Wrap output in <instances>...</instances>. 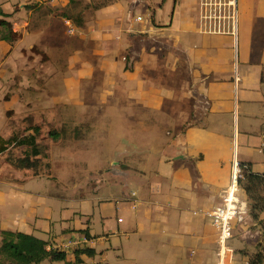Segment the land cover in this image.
I'll use <instances>...</instances> for the list:
<instances>
[{"label": "crops", "instance_id": "obj_1", "mask_svg": "<svg viewBox=\"0 0 264 264\" xmlns=\"http://www.w3.org/2000/svg\"><path fill=\"white\" fill-rule=\"evenodd\" d=\"M16 2L12 8L8 4L11 11L7 12L8 6L0 0V138L9 139L14 135L9 133L8 125L12 111L15 112L12 116L19 118L23 106H27L30 114L37 106L44 107V111L53 106L62 108L60 127L73 134L69 146L80 148L70 152L87 151L79 159L82 162L85 159L89 169L104 173L112 170L110 177H116L123 186V194H114L116 219L124 223L123 213L127 209L130 217L115 234L120 238L144 231L161 235L158 239L164 242L159 249L163 263L168 258L180 257V250L185 246L192 247L190 256H197V259L181 263L172 261L174 264L249 263V256L233 244L222 256L219 230L204 212L222 202L235 160L247 163L255 173L264 172V0H237L236 36L232 33L230 17L223 22L206 19L198 0L193 3L188 0L187 8L181 5L180 11L174 8L170 23L156 22L155 15L151 21L144 22L140 13L151 9L144 0ZM3 20L10 22L17 33L12 42L6 37ZM69 22L74 27L73 33L69 31ZM167 31L174 33L173 38L166 35ZM50 38L54 49L43 51L41 57L42 61L46 56V60H65L61 76L66 69L68 73L61 84H56L55 79L47 83L48 96L39 100L25 95L29 87H22L23 82L19 80V91L7 98L6 85L14 82L13 77L27 65L25 57L39 55L34 50L28 51L27 47H39ZM56 85L61 88L53 93ZM86 89L91 92L92 104L117 102L108 106L112 109L117 105L115 109L126 112L129 108L147 105L162 113L173 97L175 121L183 123L181 129L176 126L174 139L167 151L159 152L160 158L153 151L155 160L160 159L154 172L159 178L157 183H149L153 167L148 165L145 144L134 146L133 141L128 142L127 149L119 148L108 166L104 162L95 167L87 161V154L93 149L86 148L97 146L99 138L90 139L83 131H93L89 136H94L98 129L85 115L73 116L67 112L63 102L64 98L69 103L77 102L76 106L87 105L83 100ZM27 98L29 103H24ZM80 98L82 102H78ZM82 118L86 120L81 121ZM33 120L27 134H32L40 124L36 117ZM50 121L44 118L41 122ZM104 132H97L102 140L108 134ZM86 136L90 140L82 142ZM136 155L138 161L132 158ZM24 175L18 172L13 179H7L0 173V230L20 231L38 238L45 232L47 238L40 236V239L47 242L46 248L64 251L70 262L76 260L77 249L92 248L94 255L80 254L81 264H116L104 260L109 247L101 249L103 259L99 263L95 261L98 244L103 238L98 239L92 233L88 214L70 212L63 217L64 227L55 233L51 226L52 209L44 197L35 196L29 187L31 180L44 177ZM98 180L104 181V178ZM132 183L139 188L138 192L131 190ZM99 193L101 191L96 195ZM242 198L247 202L248 213L236 224L234 238L237 233L249 236L254 233L252 225L261 228L259 220H264V210L259 220L251 216L246 192ZM110 199L106 197L100 202ZM39 206L45 207L46 212L38 213ZM21 209L24 215L18 213ZM142 217L146 219L145 224ZM44 218L47 221L41 225L39 220ZM83 218L87 219L85 223L81 222ZM75 241L79 243H71ZM170 244L174 247L170 248Z\"/></svg>", "mask_w": 264, "mask_h": 264}, {"label": "rangeland", "instance_id": "obj_2", "mask_svg": "<svg viewBox=\"0 0 264 264\" xmlns=\"http://www.w3.org/2000/svg\"><path fill=\"white\" fill-rule=\"evenodd\" d=\"M2 1L6 6H8L7 10L14 7L17 3L16 0ZM190 1L193 3L194 0ZM199 1L201 3V0H198V2ZM229 1L230 0H214L216 3H221V6H213L212 10L209 8L208 11H206L205 8L203 9L201 6L203 10V16L208 12V14L211 13L216 16L227 17L229 11L231 10ZM144 2H148L151 7V9L148 11L144 10L143 14L140 13L143 16L144 22L149 20L151 21L152 15H155L156 22L170 23L173 18L174 8L179 11L181 5L187 8L185 3H188V0H144ZM225 2L228 4L224 5L223 3ZM8 4H11V8H9ZM237 10L239 11V9ZM10 11L11 10L7 12ZM177 17L178 16H176V18ZM135 24H138V21H135ZM176 28L177 25L175 29ZM165 33L168 37L173 38V32L167 31ZM65 40L67 39L65 38ZM152 44L154 43L152 42ZM25 47L23 48L24 51H26ZM52 48L54 49L51 38L44 42L41 46L39 45V47L36 46L32 49L30 46L27 47L28 51L34 50L33 52L39 55H37V57H25L28 63L26 66L21 68L18 76H15V78L13 77L15 80L14 82L16 83L10 82L6 85L8 87L6 95L7 98H9V96H11L14 91H19L21 85L20 82H23L22 87L24 86L25 89L27 88L26 85L29 87L26 90L27 92L25 91V95H28V97L35 96L34 98L39 100L41 97L48 96L45 92V86L47 83H50L55 79L56 84H61L63 77L68 73V70L66 69L63 71L61 76L62 68L65 66V60L62 58H59L58 60H46L48 59L46 56L42 61L41 54H44L43 51L47 49L52 50ZM58 76H61V78L57 79ZM166 81H169L167 75ZM59 88H61V85H56L53 89V93L58 91ZM109 88L111 91H113L112 86H109ZM21 92L24 93V91ZM90 93L91 92L87 89L83 93V100L88 106H76L77 102L69 103L63 98V102L66 104L64 109L67 112L72 113L73 116L77 114L85 115L91 121H93V126L95 129H98L97 132L103 133L105 130L108 132L107 137L103 136V140L100 134L97 132L94 133V136H89L93 131L85 130L83 131L84 133L82 132L85 135L87 134L90 139L93 137H95V139L99 138L97 146L93 147L94 145H91L90 147L86 148L93 149L92 152H88L87 161H89L91 165L95 167L102 165L104 162H106V166H108L111 164V160L115 158V153L119 150V148H121V150L127 149L126 145L128 142L133 141L134 146L145 144L147 146V150H144V152L148 158V165L153 167V170L150 171L153 172V176H149L151 178L149 183H157L159 178H157V175L154 176V172H156V169H158L160 159L155 160L157 158L155 157L153 151H156L157 157L160 158L161 156L159 152H164L172 143L176 126L178 125L177 129H181V125L183 123L177 124L175 121V108L171 102L173 97H171L170 105H168L167 109L163 110L162 113L158 108H151L147 105H145L144 108L135 106L133 108H129V111L126 112L125 110L118 111L115 109L117 105L111 109V107L108 105H113L114 102L109 104H100L97 101L98 105L92 104L93 98ZM21 98L24 97L21 95ZM28 101L29 99L27 98L24 103H27ZM78 102H82V99L80 98ZM31 103H33V101H31ZM114 104L118 103L115 102ZM175 105H177V103ZM170 107L171 110L169 111ZM182 107L180 106V108ZM59 108L60 107L56 109V107L53 106V108L51 107L48 109V111H44V107L37 106L35 112H33L32 109V114H30L28 112L29 110H26L27 106H23L21 117L19 118L12 116L15 113L14 111L9 113L11 118V122H8L10 129L9 133L11 135L14 134L15 136H18L19 138L27 135L29 130L28 127L33 124V119L36 117V120L40 123L38 124L39 126H37L39 127L37 142L39 143L38 148L41 152L38 157L33 156L30 158L31 161H35L36 165L34 167L21 169L16 167L15 164L10 163L9 158L11 161H14V159H18L19 157L25 155V152L29 148L20 145H8L4 153L0 154L1 176H4L7 179H13L18 175V172H22L25 173V177H44L34 178L31 180V185L29 187L35 196L44 197L47 206L52 209L53 220L51 226L55 233L61 231V229L64 227L63 217L65 218V216L70 212L80 211L82 213L88 214L91 218L89 225L91 226L92 233L96 235L98 239L103 238L102 243L99 242L98 244V253L95 257V261L97 263L103 259V253L100 252V250L106 249V247H109L106 249L108 255L104 260L108 263L165 264V262H167L166 264H174V262L181 263L186 260L188 262L191 258L197 259V256H190V248L192 247L189 248L185 246L180 250V257L176 258V260L168 258V260L163 263L159 249L161 250L160 247L164 242L158 239L161 238V235L156 236L154 233H147L144 231L143 234H138L135 232L132 233V235L130 234L128 237L124 235L123 238H120L118 234L114 233L119 229V227L123 228V225H125L128 218L130 217L129 209H127L123 213L125 219L124 223L120 224L116 219V203L114 202V194H123V186L116 177H110V172H113L112 170L106 171V173H104V171L89 169V164L84 162L85 159H83V162L79 159L81 155H85L87 151L82 152L84 154L81 152L75 154L70 152L71 150L76 152V150L78 151L80 148H72V146H69V138H71L73 134L70 133L69 129H63L62 126L60 127V110H62V108L60 110ZM90 109H93V111H90ZM94 112L97 113L93 114ZM185 114H187V110ZM97 115H99L98 120L96 119ZM44 118L51 119V121L49 123L41 122ZM52 120L55 121L52 122ZM83 120H86V118L81 119V121ZM51 131H56L58 134L57 137L50 135L49 133ZM87 136V139H83L82 142L85 140H90ZM5 144L6 143L0 146L4 147ZM137 156L138 155L132 158L135 161H138ZM144 173L146 176L148 175L147 172ZM135 174H137V171ZM98 178H104V181H100ZM135 178L137 177L134 176L133 179ZM130 188L132 191L135 190L137 192L139 189L133 183L131 184ZM98 191H101V193L96 195V192ZM106 197H110L111 199L101 203L100 199H105ZM45 210L46 208L42 206L37 208V211L40 214L45 213ZM18 213L24 215L25 211H22L21 209ZM86 220L87 219L83 218L81 222L85 223ZM28 221H30V217H28ZM46 221L47 220L45 218L40 219L39 223L44 225ZM145 222L146 219L142 217V223L145 224ZM241 227L242 226H240V228ZM252 227H254L251 228L254 233H251L249 236H244L245 234L243 233H237L235 234V238L229 241L230 244H233L243 254L245 253L248 255L249 259L264 249V231L262 227L260 228L254 225H252ZM40 236L47 238L48 234L41 232L39 234V238ZM105 237H108V239H105ZM171 240L172 236L168 239V242H171ZM251 242H253V245L249 244ZM255 244L256 246H254ZM172 247L174 246L170 244V248ZM169 251L172 253L173 250L171 249ZM41 264L65 263L53 262L50 259H47ZM237 264H242V262L237 261Z\"/></svg>", "mask_w": 264, "mask_h": 264}, {"label": "trees", "instance_id": "obj_3", "mask_svg": "<svg viewBox=\"0 0 264 264\" xmlns=\"http://www.w3.org/2000/svg\"><path fill=\"white\" fill-rule=\"evenodd\" d=\"M7 31V39L14 41L17 33L14 32L13 26L8 21H1ZM38 128H34L32 134H27L19 138L12 135L9 139L0 138V145L5 144L4 147L0 146V152L7 149L8 145H20L28 147L25 155L14 159L10 163L15 164L18 168H32L35 161H31V157H38L40 150L37 142ZM50 135L57 137L56 131H51ZM2 143V144H1ZM240 167L243 171V179L241 185L244 187L250 200V214L255 220H259L261 212L264 210V172L255 173L251 171L249 165L245 162H240ZM264 231V220H259ZM0 264H41L47 259L53 262H64L65 264H78L82 260L80 254L94 255L95 251L92 248H82L75 251L76 260L70 262L67 259V254L58 249L46 248L47 242L32 234H27L20 231L0 230ZM264 263V249L259 251L252 258L249 259V264H263Z\"/></svg>", "mask_w": 264, "mask_h": 264}, {"label": "built area", "instance_id": "obj_4", "mask_svg": "<svg viewBox=\"0 0 264 264\" xmlns=\"http://www.w3.org/2000/svg\"><path fill=\"white\" fill-rule=\"evenodd\" d=\"M227 5L228 3H223ZM221 6V3H216L214 0H201V6L206 11L210 8L212 10L213 6ZM229 6L231 10L230 14L227 17H230L232 20V33L237 35V0H230ZM206 19L223 22L227 19L226 16H216L213 14L204 15ZM70 33L74 32V27L71 23H68ZM243 171L240 167V161L235 160L233 163V170L231 174L230 184L227 190L222 196V202L215 206L214 208L205 211V215L209 217L214 224V226L219 230V244L222 256L226 251L231 247L229 241L234 238V230L237 223L242 222L245 218V215L248 213L247 202L242 198L243 193L245 192L244 187L241 185V180L243 179ZM72 244H78V241L71 242ZM65 248H69V245H64ZM48 250L52 249L47 247ZM249 264V263H247Z\"/></svg>", "mask_w": 264, "mask_h": 264}]
</instances>
